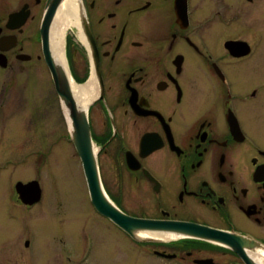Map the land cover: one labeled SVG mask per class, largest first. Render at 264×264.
<instances>
[{
  "label": "flooded vegetation",
  "instance_id": "af4514ba",
  "mask_svg": "<svg viewBox=\"0 0 264 264\" xmlns=\"http://www.w3.org/2000/svg\"><path fill=\"white\" fill-rule=\"evenodd\" d=\"M53 63L85 114L113 207L222 239L136 240L90 199L102 222L157 264L264 256V0H0L2 79L53 86V101L33 111L58 108L61 153L80 164L91 198Z\"/></svg>",
  "mask_w": 264,
  "mask_h": 264
},
{
  "label": "rangeland",
  "instance_id": "374dc122",
  "mask_svg": "<svg viewBox=\"0 0 264 264\" xmlns=\"http://www.w3.org/2000/svg\"><path fill=\"white\" fill-rule=\"evenodd\" d=\"M3 75L0 69V264H157L94 212L80 164L61 153L55 102L50 113L33 111L53 101V86L8 83ZM21 181H38L36 205L16 191ZM88 243L90 256L80 262Z\"/></svg>",
  "mask_w": 264,
  "mask_h": 264
},
{
  "label": "water",
  "instance_id": "95a60500",
  "mask_svg": "<svg viewBox=\"0 0 264 264\" xmlns=\"http://www.w3.org/2000/svg\"><path fill=\"white\" fill-rule=\"evenodd\" d=\"M51 67L54 73L56 88L61 99L66 103V108H68L69 118L72 121V140L82 156L91 200L97 210L114 220L117 225L128 232L136 240H159L151 236H143L142 234L146 232H157L220 242L222 234L216 229L192 223H165L160 220L133 218L123 214L113 207L102 189L97 162L95 155L92 152L90 131L88 127H86L85 114L77 105L67 72L62 66L56 63H53ZM16 189L22 200L28 204H34L41 196V187L39 186L38 181H30L28 183L18 182ZM236 240H238V238H235L234 240L230 238L229 242L234 245ZM245 258L248 264H260L258 261L248 259L247 257ZM199 262L204 264L209 263L205 259L200 260Z\"/></svg>",
  "mask_w": 264,
  "mask_h": 264
},
{
  "label": "bare ground",
  "instance_id": "6f19581e",
  "mask_svg": "<svg viewBox=\"0 0 264 264\" xmlns=\"http://www.w3.org/2000/svg\"><path fill=\"white\" fill-rule=\"evenodd\" d=\"M68 9L70 10V14L74 15L73 18L75 17V8L71 5L68 6ZM67 15V11L64 10L62 12V16L63 18ZM76 22V20H75ZM82 90L84 91V87H82ZM143 236H151V237H154V238H160V239H164V240H167V239H171L173 237H175L174 234H170V233H157V232H146V233H142ZM258 262L261 263V264H264V256H262L261 258L258 259Z\"/></svg>",
  "mask_w": 264,
  "mask_h": 264
}]
</instances>
